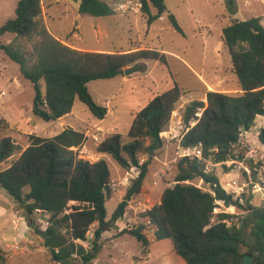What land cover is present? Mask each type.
<instances>
[{
  "label": "trees",
  "instance_id": "obj_1",
  "mask_svg": "<svg viewBox=\"0 0 264 264\" xmlns=\"http://www.w3.org/2000/svg\"><path fill=\"white\" fill-rule=\"evenodd\" d=\"M72 1L78 3L82 14L104 17L114 13L104 0ZM139 2L148 24L167 12L164 0ZM226 4L228 12L235 13V0H226ZM41 5V0L17 1L14 17L0 25V36L10 34L13 40L0 42V51L32 83L31 113L42 120H56L70 113L76 98L102 119L107 107L93 99L87 88L89 81L120 75L125 67L143 59L168 65L161 49L98 52L73 48L47 30ZM168 18L181 31L174 15L168 13ZM221 37L241 91L207 90L205 102H187L181 113L184 130L179 140L183 149L200 146L203 157L212 163L240 159L234 147L241 140V128L248 131L258 115L264 116L263 17L234 20L223 27ZM18 39L32 41L31 52L19 48L15 44ZM181 95L182 90L174 81L134 114L127 141L115 132L96 145V153L109 154L124 170L134 167L138 171L131 195L140 192L152 152L161 147V132ZM27 139L28 145L21 150L10 136L0 135V163L21 150L15 160L0 170V187L24 209L29 226L41 238L53 261L90 264L98 248L96 238L122 217L128 200H121L111 218L106 219L105 203L111 197L110 170L103 158L91 161L72 148L83 144V132L67 127L52 137L30 133ZM257 139L264 147V127L258 130ZM142 155H147L143 161ZM245 161L252 168L264 164L259 159ZM175 167L174 183L164 188L159 202L140 214V224L119 233L134 236L145 253L150 245L143 232L144 222L148 221L155 226L154 239H170L173 250L186 264H264V206L254 205L252 194H243L240 201L226 192L218 177L212 171L206 172L205 162L196 157L179 156ZM194 179H202L209 189L191 183ZM216 200L225 207L234 206L239 213L215 214ZM36 211L47 217L43 228L31 220ZM94 223L97 228L93 239L85 247L83 242Z\"/></svg>",
  "mask_w": 264,
  "mask_h": 264
},
{
  "label": "rangeland",
  "instance_id": "obj_2",
  "mask_svg": "<svg viewBox=\"0 0 264 264\" xmlns=\"http://www.w3.org/2000/svg\"><path fill=\"white\" fill-rule=\"evenodd\" d=\"M17 1L0 0V25L14 17ZM104 1L113 7L114 13L94 17L79 13L78 3L72 0H41V18L54 37L73 48L98 52L161 49L166 53L168 65L158 60L143 59L138 61L141 66L133 73L89 81L87 88L93 99L107 107V114L102 119L94 116L76 98L70 113L56 120L45 121L31 113L34 96L32 83L23 78L19 66L0 51V135L10 136L23 150L28 145L27 135L30 133L52 137L67 127L83 132V144L72 148L80 157L91 161L103 158L110 170L111 197L105 203L106 219L109 220L138 171L134 167L122 169L109 154L96 153L95 147L103 138L115 132L122 134L123 140L127 141V131L134 114L155 94L169 89L176 81L182 95L170 120L176 113L180 116L172 123L169 120L161 132L163 143L152 152L149 171L140 192L130 194L122 217L109 229L99 233L96 238V256L90 264H186L173 250L170 239H154L155 226L148 221L144 222L143 229L150 241L145 253H142L134 236L119 232L140 224V214L157 204L164 188L174 183L175 163L183 152L179 137L184 129L179 126L178 119L184 105L194 99L203 98L205 102L208 85L222 90L232 87L234 83L238 84L231 69L230 54L222 41V29L234 20L254 16L264 19V0H235L236 11L233 14L227 10L226 0H164L167 12L151 24L147 23L146 15L142 13L139 0ZM168 13L174 15L181 31L170 23ZM12 40L13 35L0 36V42L3 43ZM15 44L25 52L32 50V41L18 39ZM261 127H264V116H258L254 126L242 132L239 144L234 147L240 159L252 151L254 160L264 161V147L257 139ZM21 150L0 163V170L15 160ZM146 157L142 155L140 160ZM209 162L208 166L218 177L219 183L240 178L242 170L237 164L227 166L228 163ZM261 171L264 174V170ZM190 182L205 190L209 189L201 179ZM216 203L215 214L239 213L234 206L225 207L222 202ZM253 204L262 205L258 195L254 196ZM46 219L41 211L34 212L31 218L40 228L45 226ZM96 228L97 223L91 225L87 240L83 242L85 247L90 246ZM0 264H58L51 259L41 238L29 226L24 209L1 187Z\"/></svg>",
  "mask_w": 264,
  "mask_h": 264
},
{
  "label": "built area",
  "instance_id": "obj_3",
  "mask_svg": "<svg viewBox=\"0 0 264 264\" xmlns=\"http://www.w3.org/2000/svg\"><path fill=\"white\" fill-rule=\"evenodd\" d=\"M252 151H249L247 155L243 156L240 160L232 159L230 161L219 162V163H228L227 166L231 164H237L238 168L242 170L240 178H232L224 183H220L221 187L228 193H231L235 198H238L240 201L243 199V194H257L260 198V202L264 206V174L261 170H264L263 165L251 167L245 162V158H251L254 160ZM182 155H188L190 157H196L197 159L205 162V171H211L209 165V160L203 157L200 146H193L190 148L183 149ZM253 171L255 172L253 174ZM259 174V175H258ZM257 175V178H255ZM202 180V179H201ZM216 202H221L216 200ZM216 210V207L213 209V212ZM127 228H132L129 226Z\"/></svg>",
  "mask_w": 264,
  "mask_h": 264
},
{
  "label": "crops",
  "instance_id": "obj_4",
  "mask_svg": "<svg viewBox=\"0 0 264 264\" xmlns=\"http://www.w3.org/2000/svg\"><path fill=\"white\" fill-rule=\"evenodd\" d=\"M209 89H211V90H213V91H219V92H224V93H233V91H236V92H240L241 90H240V87H239V84H233V86L232 87H230V88H224V89H222V90H220V89H215V88H213V87H211L210 85H208V89H206V91L207 90H209ZM201 99H203V98H201ZM177 116H180V114H178V113H176V115H174L173 117H172V119L170 120V122L172 123L175 119H176V117ZM258 116H260V115H258ZM257 116V117H258ZM256 117V118H257ZM256 120V119H255ZM178 122H179V126H183V124H182V116L180 117V119H178ZM191 124H193V123H191ZM181 137V136H180ZM180 137H179V140H180ZM222 164H224V163H222ZM227 181V180H226ZM255 195H257V194H254L253 195V197H252V199H251V202L253 203V199H254V196ZM260 199V198H259Z\"/></svg>",
  "mask_w": 264,
  "mask_h": 264
},
{
  "label": "water",
  "instance_id": "obj_5",
  "mask_svg": "<svg viewBox=\"0 0 264 264\" xmlns=\"http://www.w3.org/2000/svg\"><path fill=\"white\" fill-rule=\"evenodd\" d=\"M140 66H141V63H140V62H136V63H134L133 65H129V66L125 67L124 70H123V73L126 74V75H128V74H130V73H133V72L137 71V70L140 68ZM241 131H242V132H243V131H246V129H245L244 127H242V128H241ZM134 185H135V183L133 182V183L128 187V189H127V191H126V193H125V196H124V200H128V199H129L130 194H131V192H132V190H133V188H134Z\"/></svg>",
  "mask_w": 264,
  "mask_h": 264
}]
</instances>
